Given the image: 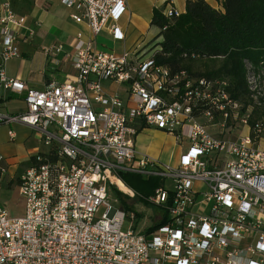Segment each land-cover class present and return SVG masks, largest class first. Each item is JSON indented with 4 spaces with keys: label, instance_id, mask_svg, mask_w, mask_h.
Wrapping results in <instances>:
<instances>
[{
    "label": "built area",
    "instance_id": "2783aa9c",
    "mask_svg": "<svg viewBox=\"0 0 264 264\" xmlns=\"http://www.w3.org/2000/svg\"><path fill=\"white\" fill-rule=\"evenodd\" d=\"M61 2L93 38L77 32L70 53L59 44L44 47L47 56L63 53L77 75L28 89L19 115L0 113V123L31 127L47 147L17 179L0 151V192L3 183L16 182L25 200L21 217L0 207V264H264V119L255 116L264 105V67L245 60L242 101L225 79L159 63L160 29L152 42L122 53L100 49L95 37L103 32L126 39L120 25L126 0ZM164 7L169 20L183 14ZM25 27L12 0H0V86L14 94L25 84L9 77L6 65L20 56L16 40ZM147 128L185 146L178 162L136 148ZM8 134L14 141L16 132ZM127 173L161 181L150 204L167 211L164 225L148 233L153 223L123 230L127 217L132 224L138 217L109 191L113 178Z\"/></svg>",
    "mask_w": 264,
    "mask_h": 264
},
{
    "label": "trees",
    "instance_id": "16d2710c",
    "mask_svg": "<svg viewBox=\"0 0 264 264\" xmlns=\"http://www.w3.org/2000/svg\"><path fill=\"white\" fill-rule=\"evenodd\" d=\"M151 24L161 30L164 40L158 62L174 70H188L194 75L219 77L229 82L234 97L245 101L247 80L245 60L257 68L264 67V0H224L221 8H215L207 0H187L186 11L169 20L162 9L155 8ZM167 26L166 30L162 28ZM195 53V59L183 54ZM221 60L218 68L201 73L192 71L190 64L197 60ZM257 118L264 119V105L257 110ZM33 156L31 159H34ZM121 180L141 194L140 201L151 206L145 198L152 196L159 188L158 178H145L138 174H122ZM118 195L119 192L116 191ZM162 219L146 229L150 232L167 221V211L154 206ZM125 209H130L125 207ZM138 220L142 214L137 213Z\"/></svg>",
    "mask_w": 264,
    "mask_h": 264
},
{
    "label": "crops",
    "instance_id": "0c3cea01",
    "mask_svg": "<svg viewBox=\"0 0 264 264\" xmlns=\"http://www.w3.org/2000/svg\"><path fill=\"white\" fill-rule=\"evenodd\" d=\"M15 1L16 0H12L13 7L18 15L24 17L25 26L27 27L22 31L24 36L16 40L20 56L11 59L7 63L6 71L9 77L22 80V83L25 84V91L22 94H14L0 86V113L7 114L9 113L5 110L6 104L11 99L20 97V101L25 104L24 97L28 89H44L48 81L55 80L63 83L68 79L75 78L77 75L78 72L75 67H73L72 61H67L63 53L57 54L54 52V54L47 56L44 54V47L51 48L59 44L63 46L64 52L70 53L73 51L77 32L82 31L87 38H93L90 29L85 23H76L71 18V15L77 13V11L65 7L61 0H26L34 5L46 6V8L43 9V16H40L38 19L25 13L23 11L25 9L24 5L22 7L23 10L16 9L14 4ZM223 1L224 0H207V3L215 8H221ZM186 2L187 0H126L127 9L120 19V25L126 33V39L124 41L114 40L111 35L103 32L95 37L96 44L100 49L113 50L119 54L124 50L126 51V49L134 48L138 44L145 45L152 42L158 37L157 35H159V28L151 24L153 10L155 8L163 9L166 4L170 3L184 13L186 11ZM42 25H45L46 31L41 28L43 27ZM69 30L72 31V33L66 34ZM57 59H59V62H57ZM25 126L29 127L27 125ZM29 128L32 129L31 127ZM146 131H150L152 136L164 135L170 138H173V136L154 128L143 129L137 135L136 148L140 152L157 157V155L152 153L153 147L151 144L142 136L143 132ZM36 134L39 140V134ZM17 136L16 133V138ZM262 146L264 145L262 144ZM184 147V145H178L176 143V145L171 147L172 150L170 154L165 156L162 160L172 163L178 162ZM46 150L47 149L28 154L26 157V161H28L27 165L30 163L31 157L38 153L45 152ZM158 158L159 157H157V159ZM7 161L11 164L9 168L10 174H15L20 167L18 166V162H21V160L11 161L7 158ZM12 184L13 183H9V181L5 182V186L7 187H10Z\"/></svg>",
    "mask_w": 264,
    "mask_h": 264
},
{
    "label": "rangeland",
    "instance_id": "374dc122",
    "mask_svg": "<svg viewBox=\"0 0 264 264\" xmlns=\"http://www.w3.org/2000/svg\"><path fill=\"white\" fill-rule=\"evenodd\" d=\"M14 4L16 9L18 10H23L22 7L24 5L25 9L23 11L36 19L40 18V16H43V9L46 8V6H41L38 4L34 5L33 3H29L26 0H16ZM42 26L43 27L41 28L46 31L45 25ZM70 33H72V31L70 30L66 32V34ZM221 63L222 61L219 59H216L214 61L197 60L196 62H192L190 66L193 72L201 73L206 71L207 69L210 70L213 68H218ZM20 99V97L11 99L6 104L5 110L12 115H19L23 113L25 111V104L20 101ZM16 123H0V151L11 161L21 160V162H18V166L20 167L16 171L15 179H17V175L27 165L28 161H26V157L28 154L37 153L40 150L47 149V147L41 141L38 140L36 131H33L29 127H26L23 123ZM9 130H13L18 135L14 141H12L8 135ZM209 130L213 133L215 132L213 129ZM142 136H144L145 139L153 147L152 153L157 155V157L161 158V160L164 159L165 156L169 155L172 150L171 147L176 145V141H174L175 139L166 137L164 135L152 136V133L150 131L143 132ZM174 185L175 184L171 179L167 180L166 186L169 188L170 191H172ZM128 188L130 189V187ZM130 190L133 191V196L132 194H128L120 190L119 187L116 186L115 183H113L111 184L109 197L113 202L116 200V205H118L119 208H122L126 212H135L136 215L137 213L142 214V217L133 224L131 218L127 217L123 226V230H127L128 228H130L131 225H134L135 227H137V231H141L144 226L151 225L152 223H155V221L159 220L160 214L159 211L156 210L152 204L151 206H147L146 204L140 201V198L142 197L141 194H137L132 188ZM116 191L119 192L118 195L116 194ZM150 197L152 196L145 198L148 203L150 202ZM0 207L7 210L10 217H21L25 214V200L19 194L16 182H14L10 187L5 186V183L2 185V191L0 194ZM125 207H128L130 209L127 210L125 209ZM104 211L105 208L103 205L99 208L98 213L96 215V219L100 218Z\"/></svg>",
    "mask_w": 264,
    "mask_h": 264
},
{
    "label": "bare ground",
    "instance_id": "6f19581e",
    "mask_svg": "<svg viewBox=\"0 0 264 264\" xmlns=\"http://www.w3.org/2000/svg\"><path fill=\"white\" fill-rule=\"evenodd\" d=\"M113 181H114V183L116 184V186H118L119 187V189L120 190H122V191H124V192H126V193H128V194H133V191L132 190H130L123 182H122V180H120V179H115V178H113Z\"/></svg>",
    "mask_w": 264,
    "mask_h": 264
}]
</instances>
